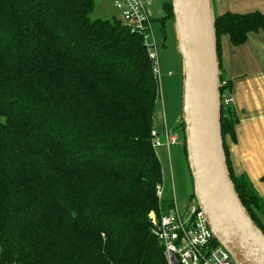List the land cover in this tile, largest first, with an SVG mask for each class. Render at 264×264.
<instances>
[{"label": "trees", "instance_id": "obj_1", "mask_svg": "<svg viewBox=\"0 0 264 264\" xmlns=\"http://www.w3.org/2000/svg\"><path fill=\"white\" fill-rule=\"evenodd\" d=\"M163 8L174 19L170 0ZM93 10L94 0H0V264H168L151 218L173 208L157 193L160 80L143 35ZM216 29L222 70L221 36L244 44L264 13L216 15ZM223 80L228 164L264 230V199L231 167L239 118L222 70Z\"/></svg>", "mask_w": 264, "mask_h": 264}, {"label": "water", "instance_id": "obj_2", "mask_svg": "<svg viewBox=\"0 0 264 264\" xmlns=\"http://www.w3.org/2000/svg\"><path fill=\"white\" fill-rule=\"evenodd\" d=\"M170 1L184 64L182 122L195 200L236 264H264V230L237 191L224 145L214 0Z\"/></svg>", "mask_w": 264, "mask_h": 264}, {"label": "crops", "instance_id": "obj_3", "mask_svg": "<svg viewBox=\"0 0 264 264\" xmlns=\"http://www.w3.org/2000/svg\"><path fill=\"white\" fill-rule=\"evenodd\" d=\"M214 4L216 15L264 13V0H214ZM226 37L222 70L232 79V102L239 118L236 141L227 140L230 163L234 174L247 175L264 199V31L249 33L248 40L240 46H233ZM179 123L182 124V114ZM180 144L184 146V140Z\"/></svg>", "mask_w": 264, "mask_h": 264}, {"label": "built area", "instance_id": "obj_4", "mask_svg": "<svg viewBox=\"0 0 264 264\" xmlns=\"http://www.w3.org/2000/svg\"><path fill=\"white\" fill-rule=\"evenodd\" d=\"M151 0H114V5L121 12L122 20L144 37V44L149 52L155 76L160 80L159 44L153 29ZM226 80L221 82L226 84ZM232 102V97L225 98ZM164 135L166 141L162 142ZM152 142L155 147L166 144L170 149L178 144L180 137L165 127L164 131L154 129ZM159 200L164 199V186H157ZM153 233L165 248L168 264H236L232 255L213 236L205 215L195 198H191L181 211L178 200L173 199V208L160 217L153 215Z\"/></svg>", "mask_w": 264, "mask_h": 264}, {"label": "rangeland", "instance_id": "obj_5", "mask_svg": "<svg viewBox=\"0 0 264 264\" xmlns=\"http://www.w3.org/2000/svg\"><path fill=\"white\" fill-rule=\"evenodd\" d=\"M150 10L152 12L153 29L159 44L160 60V83L159 103L155 113V125L162 131L167 126L169 130L176 132L179 143L174 144L168 150L167 145L161 144L157 148V154L162 163L164 178V199H174V191L181 211L192 198L194 192L193 178L189 168L188 160L184 152L183 129L178 119L183 115L184 102V77L183 58L179 50L178 35L175 20L170 18L163 20L166 10L163 8L167 0H151ZM92 19H113L115 16L121 18V12L114 5V0H94ZM226 35L221 36L222 46H226ZM233 101V98H232ZM162 142L166 139L164 135ZM151 218L153 222V215Z\"/></svg>", "mask_w": 264, "mask_h": 264}]
</instances>
